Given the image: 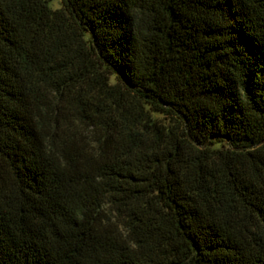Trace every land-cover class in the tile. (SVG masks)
<instances>
[{"label":"trees","instance_id":"obj_1","mask_svg":"<svg viewBox=\"0 0 264 264\" xmlns=\"http://www.w3.org/2000/svg\"><path fill=\"white\" fill-rule=\"evenodd\" d=\"M0 0V264H264V0Z\"/></svg>","mask_w":264,"mask_h":264},{"label":"rangeland","instance_id":"obj_2","mask_svg":"<svg viewBox=\"0 0 264 264\" xmlns=\"http://www.w3.org/2000/svg\"><path fill=\"white\" fill-rule=\"evenodd\" d=\"M63 1L62 0H50V6L53 9L61 8Z\"/></svg>","mask_w":264,"mask_h":264}]
</instances>
